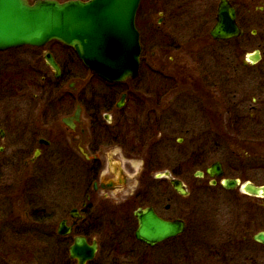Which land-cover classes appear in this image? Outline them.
Wrapping results in <instances>:
<instances>
[{
  "label": "flooded vegetation",
  "instance_id": "obj_1",
  "mask_svg": "<svg viewBox=\"0 0 264 264\" xmlns=\"http://www.w3.org/2000/svg\"><path fill=\"white\" fill-rule=\"evenodd\" d=\"M28 1L33 3L35 0ZM228 1L236 12L241 34L232 39H216L210 30L202 42L205 46L200 50L190 48L192 53L209 57L210 70L204 66L195 70L170 65L164 69L151 67L146 70L149 86L139 82L142 69L133 80L110 84L89 75L86 68L76 67L79 57L74 50L53 42L62 48L61 57H55L61 74L58 78L45 61L51 71V77H48L39 58L34 56L32 68L25 69L21 77L18 122L10 118V91L5 75H0V175L22 165L19 167L22 172L37 177L47 161L56 165L59 154L67 159L65 163L69 166L67 211L57 226L46 232L55 239L50 260L53 263L50 264H264V193L252 194L243 189L246 184L259 189L264 187V182L252 174L262 168L255 162H262L264 158V132L239 131L246 123H256L250 118L258 111V104L264 106V70L259 71L260 81L255 85L251 99L235 106L238 93L234 90L235 70L230 67L235 60L236 41L253 36L264 40L261 30H264V0ZM218 5L219 1L213 8V27L217 23ZM160 14L158 23L151 20L148 23L152 29L147 43L141 35L143 53L151 48L155 55V48L160 47L168 53L178 51L180 55H190L184 46L185 37L170 36L168 31L158 32L161 26L173 23L169 14L162 11ZM250 25L254 27L251 36ZM237 49H240L239 45ZM6 51H0V54ZM214 52L223 58L212 56ZM253 54L259 56L257 62L246 59ZM243 55V64L253 66L263 56L260 47ZM143 59L146 58L143 56ZM94 78L99 82L92 84ZM71 88H77V93H72ZM29 89L34 91L28 94ZM169 106L182 107V110L186 107L190 111L194 108L191 119L212 127V132L199 133L189 140L193 146L200 142V136H204L206 142L205 147L199 144L196 157L190 158L194 162V177L206 182L201 185L204 187L197 189L209 188L232 194L211 198L218 204L217 216L204 219L191 234H187V216L178 206L179 198H186L191 191L180 175L188 167L183 162L177 164L178 170L170 169L166 150L151 147L163 137L161 132L152 137L155 124L172 121L170 116L161 114ZM79 108L78 118H71L72 127L63 122L65 117L74 116ZM248 108L252 111L249 117L246 115ZM181 118L178 115L177 120ZM62 127L69 129L65 143L58 138ZM11 133L21 140L18 158L10 154L5 157L4 152L8 150L5 138ZM184 140L180 138L179 143ZM57 142L63 147H57ZM192 146L190 148L195 150ZM203 154L214 158L203 162ZM160 155L166 157L161 159ZM219 156L243 158L237 159L238 162L230 158L223 163ZM252 157L255 162H251ZM53 171L57 176L55 180L59 181V169ZM164 172L170 175L157 176ZM172 177L182 181L187 194L183 195L172 186ZM13 184L12 179L0 181V194L9 192L15 187ZM30 184L28 181L23 192L34 206L32 216L42 220L45 207L40 203L39 195L35 196L34 202L30 199ZM171 188L177 196H170ZM238 193L241 195H236ZM59 208L55 205L54 212ZM150 208L162 220L182 222L183 229L152 244L138 239L136 232L140 224L136 212ZM227 208L228 211H222ZM206 225H211L210 234H203L208 231ZM188 240L198 243L190 244ZM77 241L81 242V247L74 252ZM92 246H96V250L90 257ZM3 247L0 246V264H19L18 260L8 258L14 245L7 249Z\"/></svg>",
  "mask_w": 264,
  "mask_h": 264
},
{
  "label": "rangeland",
  "instance_id": "obj_2",
  "mask_svg": "<svg viewBox=\"0 0 264 264\" xmlns=\"http://www.w3.org/2000/svg\"><path fill=\"white\" fill-rule=\"evenodd\" d=\"M166 1L168 0H148V4H144V0L142 3V7L138 12V26H140L142 30V32H140L142 33V40L148 38L149 31L152 29L150 24H148L149 21L151 20L154 23H158L161 18L160 11H162L166 15H170V20L173 21V23L161 26L158 29V32L168 31L167 33L170 36L185 37L184 46L187 50L186 53L191 52L190 48L197 50L199 48L200 50L201 46L203 47L204 45L202 42L205 41V37L209 35V32L215 23V12H213V8H215L219 0H169L170 2L168 1V6L165 7ZM252 29H254V27H251L250 25V29L248 30L250 36V31ZM261 30L264 37V30ZM145 42L147 43L148 39ZM235 44V60L230 67H233L235 70L234 90L238 93L234 100L236 106L247 98V100H250L255 94L253 93V90H255V85L260 81L258 80L259 71L264 70V40L260 41L258 36H253L248 40L244 38L239 39ZM238 45L240 49H237ZM258 47L262 49L263 54L259 63L254 66L244 65L243 54L252 52V50L257 49ZM155 49V55L151 53V48L146 50L147 53H144L146 59L143 63L144 65L141 72L142 76L139 80L140 84L143 86H149V78L146 77L148 72L146 70L151 67L161 69L170 68V66H175V68L190 67L195 70L204 66L208 70L212 69L209 57L206 59L200 53L191 52L190 55H180L178 54V51H171L168 53L160 47ZM61 50L62 48H60L57 43L52 42L40 49L22 47L0 54V75H5L7 80V85L9 87L8 91H10L8 98V102H10V118L15 120V122L19 121L18 106L22 95L20 84L24 70L32 68L35 59L34 56H36L39 58L38 62L41 67H43L42 69L46 71L45 73L48 74V77H51V71L48 69L43 56L46 52L50 51L54 53L55 57L60 58L62 54ZM212 56L223 58L220 54H216V52H214ZM219 61L221 62L222 60L219 59ZM62 62H65V58H63ZM75 66L80 68L82 65L77 62ZM144 78L148 84L145 80L143 81ZM97 82L99 81L94 78L92 84ZM249 90L251 92L247 93L246 91ZM31 91L34 90L29 89L27 93L29 94ZM175 108L169 106L168 109L161 112L163 115L166 114V116H170L172 121L155 124L156 129L154 128L155 130L152 137H156L159 132L163 134V137L159 139L155 146L152 145L151 147L166 150L170 169L178 170L177 164L183 162H185L184 164L188 167V170L182 171L180 175L183 177L187 185H190L191 191L186 198H179L178 206L183 208L182 211H184L183 213L187 216L189 223L187 234H191L195 231V227H200V223L204 221V219H211L217 216L218 208H216V206L218 204H216L215 200L211 198L215 196L227 197L232 194L223 193L209 188L197 189L199 186L205 185L206 182L194 177V162L193 160L191 161L190 158H195L196 151H199V149L196 150L198 145L202 144L203 147H205L206 142L204 136H200V142L198 141L196 144L194 143L193 146L190 144L189 140L200 135L199 133L204 135L212 132V127L210 124L195 123L197 121L195 120L194 122V119H191L190 116H193L194 108L191 111L186 110V107L185 110H182V107H180L181 109ZM256 110L258 111L255 112ZM256 110L254 111V117L250 119H253V122H257L252 125L246 123L239 131H246L248 133H253L252 130H255L257 133L264 132V106L258 104ZM250 112L252 111L249 110V108L246 109V115H248V117ZM178 115L182 116L180 121L177 120ZM61 116L62 115H60L59 120H61ZM59 133L58 138L65 143L67 137L69 138V129L62 127V130L60 129ZM66 133L68 135H66ZM12 134L13 133L5 138V143L8 144V150L4 153L5 157L10 154L18 158L21 155V153H19L21 140L14 138ZM253 137L256 138L258 136H251V138ZM180 138H185L182 144L179 143ZM57 144V147H63L60 142H57ZM191 146L194 147L195 150L191 149ZM210 154H203L201 156L203 162H209L214 158V156ZM166 155L164 157H166ZM164 157L161 156V159H164ZM219 157L223 160V163L228 162L230 158L233 160H242L243 158L242 156H238L237 159L234 156ZM254 159L255 158L252 157L251 162H255ZM65 160L67 159H64V157L59 154L58 162L54 165L55 167L52 165L51 161H47V165L41 168V172L40 174H37V177L29 175L28 173H25V171L22 172V170L19 169L22 165L18 168L13 167V170L11 169L9 172H1L0 181H3L4 179H12V181H14L12 186H20L16 189L15 187H11L9 192L5 191V193L0 194V246L3 245L5 246L3 248L7 249L9 248V245H14L12 251L8 252V255L11 256L8 258H10L11 261L18 260L20 262L19 264L53 263L50 262V260L53 256L55 239L53 240V238L47 235L46 232L50 231L52 226H57L61 217L66 213L69 205V192L67 191L69 188L66 184L70 177L68 176L69 166L65 163ZM239 160H237V162ZM261 161L262 162H255V164H261L262 168H260L259 172L252 171V174L254 173L253 175L257 180L264 182V158ZM56 168L59 169V181L55 180L57 176L53 170ZM63 179H66L64 180L65 183H62ZM28 181L31 182L30 190L28 191L31 195L30 199L34 202L35 196L39 195L40 203L45 207L42 211L44 213L42 220L36 219L32 216L34 206L27 201V195L23 192L24 186ZM36 185L38 187H35ZM202 187L204 186H201V188ZM35 191L37 194L34 193ZM239 194L240 193L236 195ZM170 196H177L172 188ZM177 200L178 199H176V204ZM55 205H59L60 207L58 211H55L57 215L54 214L53 207H55ZM228 210L229 209L227 208L222 211L226 212ZM26 211H28L29 214H25ZM206 227L208 228V231H205L203 234H210L211 225H206ZM188 242L195 245L198 243V241L191 242L189 240Z\"/></svg>",
  "mask_w": 264,
  "mask_h": 264
},
{
  "label": "water",
  "instance_id": "obj_3",
  "mask_svg": "<svg viewBox=\"0 0 264 264\" xmlns=\"http://www.w3.org/2000/svg\"><path fill=\"white\" fill-rule=\"evenodd\" d=\"M140 3L141 0H0V51L25 45L37 48L58 40L72 47L91 73L110 83L133 79L139 72L142 53L136 27ZM217 20L211 29L214 38L232 39L241 34L236 12L228 0H220ZM44 59L59 77L61 70L53 55L46 53ZM247 59L257 62L259 56L253 54ZM78 113L79 110L74 117ZM71 118L64 122L72 127ZM163 175L170 173L157 176ZM171 183L177 191L187 194L181 180L172 177ZM243 189L252 194L264 193V187L252 184ZM136 215L140 224L136 236L150 244L184 227L179 221L162 220L151 208L139 210ZM80 244L77 241L74 252L79 251ZM89 250L92 257L96 246Z\"/></svg>",
  "mask_w": 264,
  "mask_h": 264
},
{
  "label": "bare ground",
  "instance_id": "obj_4",
  "mask_svg": "<svg viewBox=\"0 0 264 264\" xmlns=\"http://www.w3.org/2000/svg\"><path fill=\"white\" fill-rule=\"evenodd\" d=\"M70 91H71L72 93L76 94V93H77V88H75V89L71 88Z\"/></svg>",
  "mask_w": 264,
  "mask_h": 264
},
{
  "label": "trees",
  "instance_id": "obj_5",
  "mask_svg": "<svg viewBox=\"0 0 264 264\" xmlns=\"http://www.w3.org/2000/svg\"><path fill=\"white\" fill-rule=\"evenodd\" d=\"M140 27V26H139Z\"/></svg>",
  "mask_w": 264,
  "mask_h": 264
}]
</instances>
